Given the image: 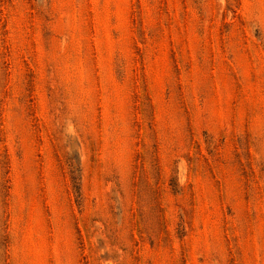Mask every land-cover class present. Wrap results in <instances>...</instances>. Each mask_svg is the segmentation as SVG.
I'll return each mask as SVG.
<instances>
[{"label":"rangeland","instance_id":"obj_1","mask_svg":"<svg viewBox=\"0 0 264 264\" xmlns=\"http://www.w3.org/2000/svg\"><path fill=\"white\" fill-rule=\"evenodd\" d=\"M0 264H264V0H0Z\"/></svg>","mask_w":264,"mask_h":264}]
</instances>
